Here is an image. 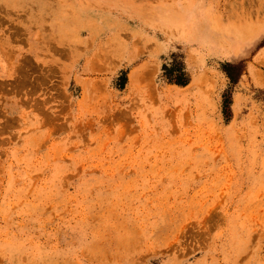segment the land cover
<instances>
[{"label":"rangeland","instance_id":"374dc122","mask_svg":"<svg viewBox=\"0 0 264 264\" xmlns=\"http://www.w3.org/2000/svg\"><path fill=\"white\" fill-rule=\"evenodd\" d=\"M0 264H264V0H0Z\"/></svg>","mask_w":264,"mask_h":264},{"label":"bare ground","instance_id":"6f19581e","mask_svg":"<svg viewBox=\"0 0 264 264\" xmlns=\"http://www.w3.org/2000/svg\"><path fill=\"white\" fill-rule=\"evenodd\" d=\"M26 59V58H25ZM29 62V61H28ZM18 65V64H17ZM21 73H22V71H21ZM17 76V75H16ZM42 76V75H41ZM40 80V79H39ZM22 82V81H21ZM15 85V84H14Z\"/></svg>","mask_w":264,"mask_h":264}]
</instances>
